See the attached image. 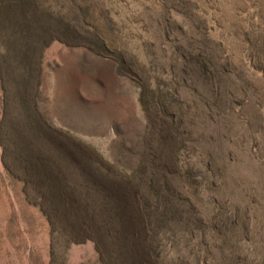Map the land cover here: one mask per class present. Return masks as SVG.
I'll return each instance as SVG.
<instances>
[{
  "label": "rangeland",
  "instance_id": "374dc122",
  "mask_svg": "<svg viewBox=\"0 0 264 264\" xmlns=\"http://www.w3.org/2000/svg\"><path fill=\"white\" fill-rule=\"evenodd\" d=\"M0 264H264V0H0Z\"/></svg>",
  "mask_w": 264,
  "mask_h": 264
}]
</instances>
